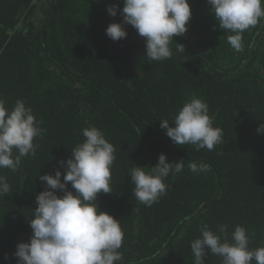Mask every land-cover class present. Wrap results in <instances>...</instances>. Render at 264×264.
<instances>
[{
	"label": "trees",
	"instance_id": "trees-1",
	"mask_svg": "<svg viewBox=\"0 0 264 264\" xmlns=\"http://www.w3.org/2000/svg\"><path fill=\"white\" fill-rule=\"evenodd\" d=\"M188 2V31L159 62L145 56V40L130 25L126 39L106 35L109 24L123 20L107 7L122 10V0H0V99L9 110L23 100L45 129L34 157L21 158L15 172L0 168L11 187L0 196V264H17V245L30 242L36 195L45 190L39 175L60 170L63 182L59 161L71 157L89 127L115 148L112 193H100L97 203L120 221L118 264H194L190 242L205 224L214 232L227 225L229 239L242 226L250 249L264 247V134L257 132L264 124V20L242 33L237 51L222 29L204 38L206 26L218 23L207 0ZM193 98L208 105L213 127L223 132L212 151L177 146L160 127L163 119L172 126ZM160 154L184 167L148 207L133 195L129 171H149ZM191 163L209 170L193 173ZM204 264L222 262L208 252Z\"/></svg>",
	"mask_w": 264,
	"mask_h": 264
},
{
	"label": "clouds",
	"instance_id": "clouds-1",
	"mask_svg": "<svg viewBox=\"0 0 264 264\" xmlns=\"http://www.w3.org/2000/svg\"><path fill=\"white\" fill-rule=\"evenodd\" d=\"M107 7L111 17L117 13L122 23H111L106 35L114 42L126 39L124 25L133 27L145 40L146 57L152 61H165L173 55L170 45L174 37L184 36L192 13L188 0H122ZM210 11L227 34V42L237 51L242 48V33L264 20V0H207ZM177 45L178 52L185 47ZM208 105L193 98L178 111L170 126L167 119L160 127L175 145H193L197 151H209L223 142V132L214 128ZM32 109L23 100H17L9 110L0 99V168L18 170L21 158L35 156L36 138L43 135ZM257 132L264 134V124ZM84 142L78 144L67 161H59L64 169L63 182L60 170L54 175H39L45 190L36 195L37 207L29 220L30 242L19 243L14 253L17 264H118L122 260L124 233L120 221L100 210L97 200L100 193H112L111 168L116 159L114 146L96 127L83 130ZM14 152L18 153L14 155ZM183 160L169 163L160 154L158 163L146 167L135 166L129 171L133 195L145 206L158 203L168 190L164 180L182 172ZM193 173L209 170L206 164L191 163ZM74 191L68 190V185ZM11 187L0 176V196H6ZM62 193L58 195L57 193ZM250 236L242 226H236L228 236L227 225L213 231L208 225L200 227V236L190 242L194 264H204L211 253L221 258L222 264H264V247L250 249ZM207 250V251H206ZM5 259H8L5 256Z\"/></svg>",
	"mask_w": 264,
	"mask_h": 264
},
{
	"label": "rangeland",
	"instance_id": "rangeland-1",
	"mask_svg": "<svg viewBox=\"0 0 264 264\" xmlns=\"http://www.w3.org/2000/svg\"><path fill=\"white\" fill-rule=\"evenodd\" d=\"M209 15H211V14H209ZM205 30L208 31V37H204L207 40L211 39V37H210L211 35L212 36L217 35L221 31V29L219 28V24L215 23V22H211L209 26H206Z\"/></svg>",
	"mask_w": 264,
	"mask_h": 264
}]
</instances>
